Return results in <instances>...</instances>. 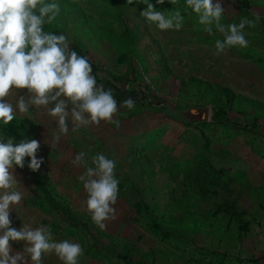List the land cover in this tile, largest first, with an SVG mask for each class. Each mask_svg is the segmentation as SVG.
<instances>
[{"label": "rangeland", "instance_id": "374dc122", "mask_svg": "<svg viewBox=\"0 0 264 264\" xmlns=\"http://www.w3.org/2000/svg\"><path fill=\"white\" fill-rule=\"evenodd\" d=\"M61 12L49 31L67 34L93 64L129 84H115L120 124L80 125L69 115V133L53 142L58 121L43 110L17 118L3 129L16 142L38 139L43 159L33 172L27 164L14 172L25 196L10 213L12 226L35 221L51 224L55 239L84 246L80 264H264V0H223L224 23L247 16L250 43L217 55L215 40L195 14H186L180 30L161 31L140 15L143 3L127 0H59ZM155 3V0H152ZM164 0L160 9L183 6ZM13 91L11 99L26 93ZM132 97L133 109L122 106ZM225 117L213 120V108ZM206 111L204 120L195 117ZM194 114V115H193ZM215 119V118H214ZM117 160L120 191L115 220L101 228L84 201L79 176L83 165L70 163L79 151ZM70 213L51 209L42 189ZM154 214L176 219L153 230L137 203ZM144 201V202H145ZM200 213L206 227L180 230L189 212ZM180 222V221H179ZM248 223L249 232L239 228ZM21 250L23 241L11 242ZM129 254L126 261L111 253ZM44 264H63L55 254Z\"/></svg>", "mask_w": 264, "mask_h": 264}, {"label": "clouds", "instance_id": "9594fccd", "mask_svg": "<svg viewBox=\"0 0 264 264\" xmlns=\"http://www.w3.org/2000/svg\"><path fill=\"white\" fill-rule=\"evenodd\" d=\"M171 2L175 5L178 0ZM127 3L146 5L140 15L161 31L180 30L186 14H195L203 31L222 35L215 40L217 55L233 46L246 48L250 41L245 28L260 19L257 14L255 19L244 16L239 23H224L223 0H184L183 6L172 9L156 7L164 0L155 3L127 0ZM60 12L59 0H0V264H44L45 258L52 254L63 264H80L84 253L80 242L55 239L51 224L34 226L35 221H24L19 228L12 226L11 210L25 196L14 169L23 168L25 158L30 157L27 166L35 172L43 159L36 155L40 147L38 139L16 142L3 129L14 119L32 118L39 110L58 121L59 131L54 133L53 142L69 133V115L75 128L82 124L99 125L101 121L120 124L119 119H114V114L119 113L114 91L98 84L91 59L71 47L67 34L45 30L44 25L55 22ZM20 89L27 92L15 97L13 103L11 94ZM122 106L133 109L136 101L129 97ZM90 161L89 154L82 150L70 163L84 166L79 176L87 193L84 204L92 220L104 228L106 220L117 218L115 204L120 191L117 160L97 152ZM13 241H23V248L14 250Z\"/></svg>", "mask_w": 264, "mask_h": 264}, {"label": "trees", "instance_id": "16d2710c", "mask_svg": "<svg viewBox=\"0 0 264 264\" xmlns=\"http://www.w3.org/2000/svg\"><path fill=\"white\" fill-rule=\"evenodd\" d=\"M45 28V27H44ZM46 31H48L45 28ZM54 32H60L58 30H53ZM72 48H75L81 55H84L81 47L79 45H75L72 44L71 45ZM92 68H93V73L96 75L97 77V82L98 84H103L106 88L111 87L113 89V91H117L119 92L120 90L116 87L115 84H119V83H125V84H129L130 83V79H126V80H121L116 78L115 76H113L111 73H109L108 71H106L105 69H101L100 67L96 66L95 64L92 63ZM114 96L117 99V101L119 102V98L117 96V94L114 92ZM122 102V101H120ZM213 120H217V119H222L225 116V111L223 110L222 107H214L213 108ZM215 118V119H214ZM223 120V119H222ZM43 190V194H44V199L46 201V203L48 204V206L57 211L58 213H60L63 217L65 218H70V213L66 210V208L58 203L57 201H55L49 191H47L46 189H42ZM145 201V200H144ZM143 200H140L137 203V208L139 209V213L142 214V217L144 220H147L149 225L153 228V230H158V229H163V224L164 223H169V224H176L177 222H175L176 219H173L172 217H169L168 215L165 216L163 214H154L152 211H150V206L149 204L146 203V201L144 202ZM190 215V219H188V226L184 225L186 224V222H181L183 220V218L181 216H179V219L177 220L179 223V227L180 230L186 231L188 228L192 229L195 227H206L207 223H206V218L209 219L208 216H202L204 217L203 222H199V219L201 218L200 213H195L190 211L188 216ZM180 221V222H179ZM208 226V225H207ZM239 232H241V234H246L247 232H249V226L248 223H244L240 228H239ZM111 255L116 256L118 258H120L121 260L126 261L127 259H129V254L127 252L123 253H118L115 255V253H111Z\"/></svg>", "mask_w": 264, "mask_h": 264}, {"label": "water", "instance_id": "95a60500", "mask_svg": "<svg viewBox=\"0 0 264 264\" xmlns=\"http://www.w3.org/2000/svg\"><path fill=\"white\" fill-rule=\"evenodd\" d=\"M194 115V114H193ZM195 117H198L201 120H204L206 118V111L203 110L202 112L199 111L196 113V115H194Z\"/></svg>", "mask_w": 264, "mask_h": 264}]
</instances>
